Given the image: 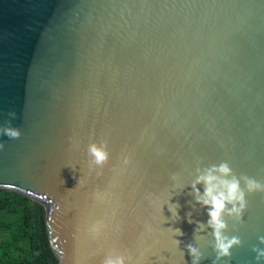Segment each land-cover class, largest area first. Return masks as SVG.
Instances as JSON below:
<instances>
[{
    "label": "water",
    "instance_id": "water-1",
    "mask_svg": "<svg viewBox=\"0 0 264 264\" xmlns=\"http://www.w3.org/2000/svg\"><path fill=\"white\" fill-rule=\"evenodd\" d=\"M9 121L0 188L43 205L58 264H192L188 244L199 264H264V192L225 213L242 244L218 258L192 190L222 162L264 183V0H0Z\"/></svg>",
    "mask_w": 264,
    "mask_h": 264
},
{
    "label": "clouds",
    "instance_id": "clouds-1",
    "mask_svg": "<svg viewBox=\"0 0 264 264\" xmlns=\"http://www.w3.org/2000/svg\"><path fill=\"white\" fill-rule=\"evenodd\" d=\"M11 117H15V112H10ZM0 135H6L9 139H17L21 136L19 128L11 126L0 127ZM4 148V144L0 143V150ZM89 154L93 157V162L103 167L108 160V153L105 151V146L90 144L88 148ZM200 174L196 177L192 190L196 195L197 203L205 206L208 211L209 219L207 226L213 230L215 237L214 248L217 257H231L232 249L235 246L242 244L239 236H228L225 234L227 229V222L224 219L225 213L234 215L243 222L244 212L247 209L248 201L247 194L255 192H264V183L249 176L238 177L233 173V169L227 162H222L219 165H212L202 171L198 170ZM241 180L244 181V187L241 186ZM203 185V191L198 187ZM231 205V207H229ZM179 204H174L169 208V211L174 216H179L177 209ZM191 223V219H189ZM176 235L182 236L184 233L180 229H174ZM260 243L264 244V236L259 237ZM177 245L181 243L176 240ZM187 249L191 255L192 264H199L203 253L198 247L193 244H188ZM256 253V260L260 261L264 258V248L254 246L252 249ZM103 264H127L124 255H110ZM215 264V262H214Z\"/></svg>",
    "mask_w": 264,
    "mask_h": 264
},
{
    "label": "trees",
    "instance_id": "trees-1",
    "mask_svg": "<svg viewBox=\"0 0 264 264\" xmlns=\"http://www.w3.org/2000/svg\"><path fill=\"white\" fill-rule=\"evenodd\" d=\"M0 264H58L42 204L0 188Z\"/></svg>",
    "mask_w": 264,
    "mask_h": 264
}]
</instances>
